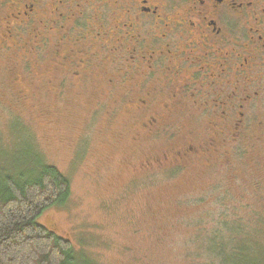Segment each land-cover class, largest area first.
Wrapping results in <instances>:
<instances>
[{
    "label": "rangeland",
    "instance_id": "374dc122",
    "mask_svg": "<svg viewBox=\"0 0 264 264\" xmlns=\"http://www.w3.org/2000/svg\"><path fill=\"white\" fill-rule=\"evenodd\" d=\"M93 47L100 57L88 62L95 66L83 67L78 81L62 86L56 72L67 68L61 61H42L44 70L23 74L20 62L26 53L0 45L3 139L13 133L7 124L19 118L47 161L71 180L70 201L46 210L39 223L92 262L183 264L180 251L199 222L214 224L221 212L227 218L261 210L264 215V86L254 81L256 70L247 73L257 96L249 102L241 132L224 122L218 125L233 133L211 135L213 124L206 116L169 90L148 98L146 74L127 94L135 92L151 101L149 106L137 110L120 98L125 88L111 83L121 82L112 54ZM45 55L51 57L49 48ZM155 114L160 115L156 130L144 129L146 117ZM19 126L15 122L13 128ZM14 145L13 153L28 149L19 141ZM192 145V152H184Z\"/></svg>",
    "mask_w": 264,
    "mask_h": 264
},
{
    "label": "flooded vegetation",
    "instance_id": "af4514ba",
    "mask_svg": "<svg viewBox=\"0 0 264 264\" xmlns=\"http://www.w3.org/2000/svg\"><path fill=\"white\" fill-rule=\"evenodd\" d=\"M0 45L26 53L23 74L61 61L62 86L95 66L89 58L100 53L92 47L108 49L121 78L111 83L137 110L151 101L127 93L146 74L148 98L169 90L206 116L211 135L233 133L218 125L224 122L236 133L257 96L247 73L256 70L254 81L264 86V0H0ZM159 120L147 116L143 128L156 130ZM184 148L190 153L193 145Z\"/></svg>",
    "mask_w": 264,
    "mask_h": 264
},
{
    "label": "trees",
    "instance_id": "16d2710c",
    "mask_svg": "<svg viewBox=\"0 0 264 264\" xmlns=\"http://www.w3.org/2000/svg\"><path fill=\"white\" fill-rule=\"evenodd\" d=\"M15 122L18 129L13 128ZM7 125L13 129L10 138L3 139L0 129V264H101L38 222L46 210L70 201L71 180L47 161L27 124L13 117ZM14 140L28 149L13 153ZM218 216L214 224H197V233L180 251L183 264H264L263 211L247 217ZM199 245L206 250H189Z\"/></svg>",
    "mask_w": 264,
    "mask_h": 264
}]
</instances>
